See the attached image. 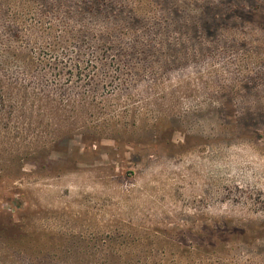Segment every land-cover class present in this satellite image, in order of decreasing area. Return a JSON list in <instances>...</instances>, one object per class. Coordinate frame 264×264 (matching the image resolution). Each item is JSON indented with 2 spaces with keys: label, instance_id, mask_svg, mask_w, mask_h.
Here are the masks:
<instances>
[{
  "label": "rangeland",
  "instance_id": "1",
  "mask_svg": "<svg viewBox=\"0 0 264 264\" xmlns=\"http://www.w3.org/2000/svg\"><path fill=\"white\" fill-rule=\"evenodd\" d=\"M0 264H264V0H0Z\"/></svg>",
  "mask_w": 264,
  "mask_h": 264
}]
</instances>
